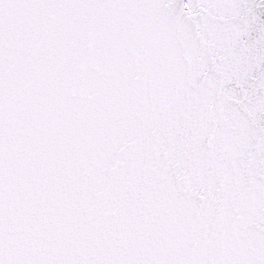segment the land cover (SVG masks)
<instances>
[{
    "label": "snow or ice",
    "instance_id": "1",
    "mask_svg": "<svg viewBox=\"0 0 264 264\" xmlns=\"http://www.w3.org/2000/svg\"><path fill=\"white\" fill-rule=\"evenodd\" d=\"M0 264H264V0H0Z\"/></svg>",
    "mask_w": 264,
    "mask_h": 264
}]
</instances>
